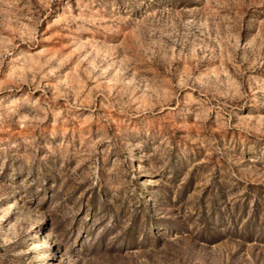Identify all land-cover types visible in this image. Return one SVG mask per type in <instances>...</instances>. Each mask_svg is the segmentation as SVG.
Wrapping results in <instances>:
<instances>
[{
	"label": "rangeland",
	"instance_id": "obj_1",
	"mask_svg": "<svg viewBox=\"0 0 264 264\" xmlns=\"http://www.w3.org/2000/svg\"><path fill=\"white\" fill-rule=\"evenodd\" d=\"M0 264H264V0H0Z\"/></svg>",
	"mask_w": 264,
	"mask_h": 264
}]
</instances>
